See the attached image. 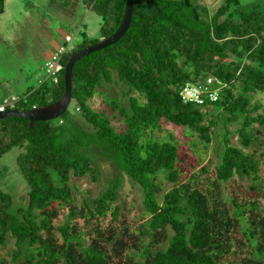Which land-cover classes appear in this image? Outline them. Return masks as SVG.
Segmentation results:
<instances>
[{
    "label": "trees",
    "instance_id": "obj_1",
    "mask_svg": "<svg viewBox=\"0 0 264 264\" xmlns=\"http://www.w3.org/2000/svg\"><path fill=\"white\" fill-rule=\"evenodd\" d=\"M51 2L67 8L72 0ZM82 2L101 17L100 38L120 26L126 0ZM4 10L0 0V14ZM100 40L85 37L64 55L57 83L44 79L29 87L13 108L58 100L69 58ZM208 75L222 82L215 83L218 100L184 102L181 86L203 83ZM115 86H122L120 97L112 95ZM97 92L103 98L94 107ZM250 93H264V9H244L237 0H223L213 11L201 0H134L123 37L75 63L73 111L33 126L16 116L0 119V159L21 148L16 163L29 186L24 206L15 212L11 195L0 187V246L14 240V264H264V212L256 200L260 191L264 194L260 161L231 140L234 133L244 147L262 145L264 105ZM8 98L0 96V103ZM118 115L122 128L112 123ZM164 123L188 129L205 146L215 142L214 189L197 185L192 171L197 161L182 142L173 135L170 140L154 136ZM232 124L238 125L234 131ZM96 158L113 162L121 175L97 197L84 198L79 208L71 177L94 175ZM188 173L197 186L184 179ZM123 174L141 187L150 217L139 225V234L114 224L101 229L98 221L85 245L73 220L81 215L90 223L107 212L119 220L114 203ZM235 176L250 179L244 193L252 194L239 198L231 183ZM60 205L70 206L58 228L62 242L53 223ZM0 264L9 261L0 255Z\"/></svg>",
    "mask_w": 264,
    "mask_h": 264
},
{
    "label": "rangeland",
    "instance_id": "obj_2",
    "mask_svg": "<svg viewBox=\"0 0 264 264\" xmlns=\"http://www.w3.org/2000/svg\"><path fill=\"white\" fill-rule=\"evenodd\" d=\"M223 0H201L202 4L207 5L212 11L221 5ZM238 6L244 9H251L254 6L264 9V0H237ZM5 10L0 14V96L7 94L10 98L22 96L30 87H36L44 79H48L44 65L53 50L66 42V35L70 34L73 40L67 43L69 50L78 47L83 40L102 39L100 38V27L102 19L94 11L86 8L82 0H72L67 8H60L54 5L51 0H4ZM96 43V42H95ZM94 44V43H93ZM211 76V75H208ZM207 76V77H208ZM109 86V85H107ZM112 95L120 97L122 86L114 87ZM253 101L264 105V93H250ZM102 95L97 92L92 104L97 107L101 104ZM69 110L73 111L74 101L69 105ZM57 119H54L56 121ZM112 123L118 128L124 126L123 121L118 117H112ZM238 125H231L232 131L236 130ZM185 133L189 136H185ZM175 141L182 142L187 148L189 154L193 155L197 165L193 168V173L198 177V186L204 191L213 188L214 168L210 161H215L216 151L215 142L205 146L196 135L189 132L188 129L176 127L170 123H164L160 130H156L154 136L161 140H170V136ZM261 146H252L250 148L241 145L238 134H232L231 140L235 145H239L247 152H253L260 161V181L264 184V134H261ZM191 146V147H190ZM256 149V152L254 151ZM21 148L14 147L0 159V187L8 192L13 205L11 211L15 212L21 206H24L27 200L29 186L22 175L16 163V157L21 152ZM86 148L82 149L87 153ZM94 156V151L91 152ZM96 173H87L83 176H72L71 184L77 187L74 189L76 204L78 207L84 206V198H95L100 195L108 183L118 175H121L115 164L108 160L96 158ZM185 175L186 181L192 186H197L194 179ZM124 178L123 187L120 190L118 200L114 203L119 206V220L114 221L110 212L105 216H99L90 223L81 215H78L72 223H77L82 232L81 239L86 245L90 242L91 235H94V227L107 229L114 224L118 229L127 227L130 233L139 234V225L145 222L150 215L144 211L142 200L143 192L139 185L133 184L130 178L122 175ZM163 181L166 180L161 177ZM248 178H239L235 176L231 181L235 192L240 199L248 197L247 184ZM165 185V186H166ZM246 189H237L239 186ZM245 192V193H244ZM264 212V194L256 197ZM113 206V207H114ZM69 205L59 206V215L54 219L55 233L60 242L63 240V234L58 230L62 226L69 214ZM124 222V225L120 223ZM91 229V230H90ZM90 230V234L87 231ZM14 249V240L10 238L8 245L0 246V255L11 261V253ZM245 253V252H244ZM243 253V254H244ZM232 258V257H230ZM60 264H64L62 261Z\"/></svg>",
    "mask_w": 264,
    "mask_h": 264
},
{
    "label": "water",
    "instance_id": "obj_3",
    "mask_svg": "<svg viewBox=\"0 0 264 264\" xmlns=\"http://www.w3.org/2000/svg\"><path fill=\"white\" fill-rule=\"evenodd\" d=\"M133 8H134V0H126V7L124 16L120 26L117 28L115 32H113L108 37L102 38L99 42L94 44L85 46L79 50H77L68 60L65 70H64V83H65V90L62 96L47 105L34 107L28 110H18L17 108L6 109L0 112V119L4 117H11L16 116L20 118H25L30 121V125L33 126L35 121H51L62 114H64L69 105L72 102V72L75 63L82 57L89 55L94 51H99L109 45L117 42L120 38L128 30L131 18L133 15Z\"/></svg>",
    "mask_w": 264,
    "mask_h": 264
},
{
    "label": "built area",
    "instance_id": "obj_4",
    "mask_svg": "<svg viewBox=\"0 0 264 264\" xmlns=\"http://www.w3.org/2000/svg\"><path fill=\"white\" fill-rule=\"evenodd\" d=\"M72 39L73 37L67 34L66 42L59 45L45 62L44 69L47 77L55 83L59 81L60 73L63 70V57L69 50L67 43L70 45ZM215 83L221 84L222 82L213 76H208L203 83L187 82L181 86L179 94L186 103L203 105L206 102H214L218 100L220 90V88L215 86ZM18 100L19 98L15 96L4 100L3 103H0V112L13 108Z\"/></svg>",
    "mask_w": 264,
    "mask_h": 264
},
{
    "label": "crops",
    "instance_id": "obj_5",
    "mask_svg": "<svg viewBox=\"0 0 264 264\" xmlns=\"http://www.w3.org/2000/svg\"><path fill=\"white\" fill-rule=\"evenodd\" d=\"M72 40H73V39H72ZM64 43H65V42H64ZM64 43H63V44H64ZM61 44H62V43H61ZM61 44H59V45H61ZM59 45H58V46H59ZM58 46H57V47H58ZM57 47L53 50V52L57 49ZM53 52H52V53H53ZM52 53H51V54H52ZM51 54H50V56H51ZM50 56H48V57H50Z\"/></svg>",
    "mask_w": 264,
    "mask_h": 264
}]
</instances>
